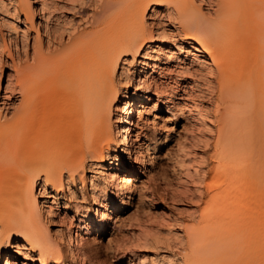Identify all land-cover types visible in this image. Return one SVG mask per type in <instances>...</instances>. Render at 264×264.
<instances>
[{
    "label": "bare ground",
    "instance_id": "obj_1",
    "mask_svg": "<svg viewBox=\"0 0 264 264\" xmlns=\"http://www.w3.org/2000/svg\"><path fill=\"white\" fill-rule=\"evenodd\" d=\"M212 2L213 8L203 13L196 0H105L90 30L77 37L69 34L62 43L60 16L49 18L46 0H14L15 19L23 16L15 40L20 39L25 65L18 69L11 61L16 79L11 81L8 74L3 98L17 95L18 103L8 106L10 112L0 108V264H25L13 252H32L39 264H92L95 237L107 231L113 235L123 220L133 171L153 164L149 144L135 143L130 126L133 115L141 116L146 108L152 74L160 69L155 55L159 51L147 46L152 31L146 25L147 14L160 7L171 13L178 30L191 41L192 50L186 51L191 64L206 62L214 71L210 88L215 110L220 105L229 109L240 98L248 106L245 121L228 122V113H216L214 121L199 115L205 144L212 148L205 156L212 164L207 188L216 194L211 215L188 232L186 264L210 263L223 243L245 238L241 249L248 264H264V0ZM29 30L35 34L31 53ZM140 55L142 70L135 79L125 65L128 58ZM120 64L118 82L133 81L132 92L120 91L115 84ZM143 86L147 88L141 91ZM114 106L120 113V153L133 160L128 169L113 164L118 157L110 154ZM160 141L154 140L152 150ZM88 162L94 172L89 182L95 213L86 224L90 215L85 206L83 226L77 227L90 239L78 232L74 238L68 233L66 239L60 231L51 235L50 207L36 199V192L42 191V196L50 187L58 193L65 183L71 196L76 181L84 186Z\"/></svg>",
    "mask_w": 264,
    "mask_h": 264
},
{
    "label": "rangeland",
    "instance_id": "obj_2",
    "mask_svg": "<svg viewBox=\"0 0 264 264\" xmlns=\"http://www.w3.org/2000/svg\"><path fill=\"white\" fill-rule=\"evenodd\" d=\"M46 1L48 4L46 12L50 14L49 18L53 21L60 16L63 28L61 40L62 43H66L69 34L77 37L84 31L90 30L91 23L105 0ZM196 1L203 13L213 8V0ZM14 5V0H0V108L4 107L1 110L3 113L5 110L11 111L9 105L18 103V100H15L18 99L17 95H14L13 100L3 98L8 74L12 76L11 81L14 82L16 79L11 61L18 69L25 65L20 39L15 40V35L23 28L20 22L23 16L19 20L15 19ZM146 25L152 31V40H148L147 46H153L156 51H159L155 55L158 57L156 64H159L160 69L155 68L156 72L152 74L153 82L157 85L151 82L148 88L144 86L140 88L141 91L147 88V96L150 100L147 102L148 105L145 104L146 108L141 112V116L136 113L133 115V126L130 127L133 138L137 136L138 139L135 143L149 144V155L153 164L144 169L139 166L140 169L136 170L137 172L133 171L131 176L133 186L128 207L126 206L123 211V220L120 221L113 235H109L107 231L102 237H95L96 242L93 245H96L97 250L92 257V264H186L189 252L188 232L192 228L199 227L205 216L211 215L210 205L216 194V191H210L207 188L209 180L207 173L212 164L210 160L205 162V158L212 154V148L205 144L206 134L201 122L198 121L199 115L207 114L212 121L216 120V113H228V122H235L240 118L245 121L246 118L244 114L248 106L242 98L231 103L229 105L231 109H225L220 105L218 110H215L212 106L215 98L210 83H213L215 79L214 71L206 62L198 65L191 64L192 56L186 53L192 50L191 41L178 30L176 20L165 7L156 8L154 14L149 12L146 16ZM28 33L30 35L29 53H31L35 34L30 30ZM41 39L46 47L47 37L43 34ZM142 61V55H140L134 60L128 58L126 62L125 66L129 67V74H133L135 79L138 72L142 70ZM149 62L153 63V61ZM121 66L120 64L117 69L115 84L120 91L125 92L124 88H127L128 92H132L133 81L127 85L119 83L118 75ZM147 71L150 74L152 68H148ZM121 99L120 97L117 107L120 106ZM239 112L243 113L240 115ZM119 115L118 109L114 106L111 124L115 142L110 144V154L112 157L114 155L118 157V161H113V164L117 162L128 169L129 162L132 163L133 160L120 153L122 146L118 135V128L121 125L117 120ZM155 139L161 141L158 148L152 150ZM109 161L105 165H108ZM135 166L138 167V165ZM91 170L90 162H88L82 175L84 186L82 187L81 183L76 181L72 186L71 196L68 194L65 183L63 191L58 193L50 187L45 189V194L42 196L38 194L42 191L36 192V199L41 202L46 201L50 207L48 228L51 235L60 231L66 239L68 233H71V236L77 232L84 234L85 230L77 227L83 226L82 222L86 214L84 207H89L90 215L86 224L88 222L90 224V219L95 213L89 182L90 177L94 175ZM44 195H52V197L46 198ZM83 196L86 198L82 199ZM111 226L113 227L112 224ZM83 236L87 240L90 239L85 234ZM246 239L221 243L220 252L216 254L217 256L211 257L212 262L206 264H248L246 251L241 249ZM63 245L66 244L63 243ZM13 254L18 257L19 262L39 264L36 261V255L32 252L25 255L14 252Z\"/></svg>",
    "mask_w": 264,
    "mask_h": 264
}]
</instances>
